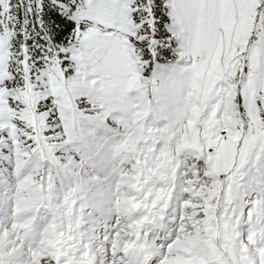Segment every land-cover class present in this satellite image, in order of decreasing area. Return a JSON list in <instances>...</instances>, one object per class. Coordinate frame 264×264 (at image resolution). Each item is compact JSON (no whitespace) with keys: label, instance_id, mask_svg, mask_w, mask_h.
Listing matches in <instances>:
<instances>
[{"label":"snow or ice","instance_id":"6c2138e0","mask_svg":"<svg viewBox=\"0 0 264 264\" xmlns=\"http://www.w3.org/2000/svg\"><path fill=\"white\" fill-rule=\"evenodd\" d=\"M0 264H264V0H0Z\"/></svg>","mask_w":264,"mask_h":264}]
</instances>
